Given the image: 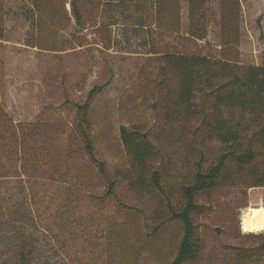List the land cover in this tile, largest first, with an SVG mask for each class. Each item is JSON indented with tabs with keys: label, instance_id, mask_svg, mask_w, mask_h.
Returning a JSON list of instances; mask_svg holds the SVG:
<instances>
[{
	"label": "rangeland",
	"instance_id": "rangeland-1",
	"mask_svg": "<svg viewBox=\"0 0 264 264\" xmlns=\"http://www.w3.org/2000/svg\"><path fill=\"white\" fill-rule=\"evenodd\" d=\"M69 1H42L52 17L28 18L30 0H0V264H170L182 227L168 204L181 203L196 161L206 168L232 146L195 119L164 118L171 85L158 81L160 55L260 65L264 0H198L197 23L188 0H78L79 26ZM200 28L202 38L189 34ZM92 88L89 134L103 171L72 127L73 103ZM120 126L147 134L160 187L149 171L139 178ZM227 171L195 195L199 254L184 264H264V230L240 227L246 207L264 204V185H252L264 157Z\"/></svg>",
	"mask_w": 264,
	"mask_h": 264
},
{
	"label": "trees",
	"instance_id": "trees-1",
	"mask_svg": "<svg viewBox=\"0 0 264 264\" xmlns=\"http://www.w3.org/2000/svg\"><path fill=\"white\" fill-rule=\"evenodd\" d=\"M45 0H30L28 18L51 14ZM78 0H70L72 15L76 25L82 24V13ZM188 16L191 23H197L204 16L198 15V0H188ZM46 4V3H45ZM34 22V18L31 19ZM204 30H191L189 34L202 38ZM160 78L169 82L170 90L164 97L163 116L167 121L195 119L197 127L222 143H230L231 148L221 152L206 168L196 161L190 180L179 185L181 203L168 204V219L177 220L182 227L176 253L170 264H184L195 259L199 246L194 239L192 214L200 212V204L195 195L199 191L211 189L228 174V165L252 166L259 157H264V48L260 65H243L233 61L213 58L209 55L184 51L164 52L161 55ZM93 93L89 90L82 103H73L75 117L73 129L78 133L80 145L87 157L103 171V164L95 158L89 134L90 106L88 100ZM170 93V94H169ZM200 98V103L196 100ZM119 134L131 165L138 170L139 178L149 171L147 163L152 160L155 149L147 134L136 127L120 126ZM246 135V136H245ZM246 143L240 148L241 139ZM150 177L155 186L159 185V172L151 169ZM252 185H264V174L258 175ZM113 181H108L107 192L113 193Z\"/></svg>",
	"mask_w": 264,
	"mask_h": 264
},
{
	"label": "bare ground",
	"instance_id": "bare-ground-1",
	"mask_svg": "<svg viewBox=\"0 0 264 264\" xmlns=\"http://www.w3.org/2000/svg\"><path fill=\"white\" fill-rule=\"evenodd\" d=\"M242 232H260L264 230V204L248 206L240 217Z\"/></svg>",
	"mask_w": 264,
	"mask_h": 264
}]
</instances>
